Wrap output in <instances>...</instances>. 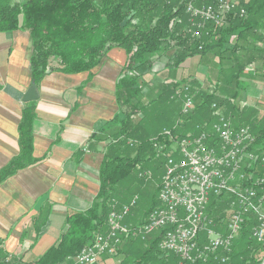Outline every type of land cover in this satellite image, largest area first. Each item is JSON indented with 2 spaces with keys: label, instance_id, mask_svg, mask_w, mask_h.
Wrapping results in <instances>:
<instances>
[{
  "label": "trees",
  "instance_id": "16d2710c",
  "mask_svg": "<svg viewBox=\"0 0 264 264\" xmlns=\"http://www.w3.org/2000/svg\"><path fill=\"white\" fill-rule=\"evenodd\" d=\"M186 1L24 0L16 3L15 0H0V33L22 30L32 37L33 84L40 85L50 72L70 75L87 72L90 73L88 81H91L93 69L101 65L112 50L122 48L127 52V63L115 89L119 112L91 137V141L105 144L96 199L89 210L68 214L63 233L43 255H9L4 249L0 253V264H70L71 259L95 242L99 233L108 231L112 199L126 204L133 196H138L140 207L146 213L156 208L159 186L151 192L146 184L153 178L138 180L137 174L150 167L155 176L160 172L162 179L164 163L156 157L153 145L155 140L163 139V130L173 131L181 120L182 106L173 99L175 86L169 84L159 87L156 97L145 103L142 79L147 73L155 79L159 72L167 70L174 78L196 56L206 59L201 65L207 68L209 82L216 78V90L204 92L196 79L186 82L191 85L195 103L196 99L201 103L186 126L193 129L199 122H211L214 119L212 104L218 101L236 128L243 123L252 127L256 145L264 149V123L255 109L237 105L241 93L248 89L243 80L245 72L255 68L258 55L264 54V46L257 44L262 41L257 36L258 31L264 30V0H251L246 7L247 18L237 15L227 26L210 28L202 40L193 39L185 31L188 21L184 10ZM180 19L183 21L177 25ZM201 44L203 50L199 49ZM226 53H230L229 58L235 61L234 67L229 69L223 68ZM166 57L167 64L156 71L158 60ZM233 84L235 87L231 89ZM35 110L34 103H28L23 112L19 130L21 154L0 171V186L38 162L33 152ZM138 113L142 118L136 124L133 118ZM174 115L177 117L173 121ZM129 141L135 142V146L131 147ZM87 150L88 147L82 149L84 153ZM224 207L220 199L214 198L211 214H219ZM132 220L133 217L128 219ZM244 233L235 243L229 264L262 263V247L252 241L249 228ZM120 255L123 260L118 264L179 262L175 256L169 260L161 256L158 237L147 243L132 240ZM186 264L223 263L210 260Z\"/></svg>",
  "mask_w": 264,
  "mask_h": 264
},
{
  "label": "built area",
  "instance_id": "2783aa9c",
  "mask_svg": "<svg viewBox=\"0 0 264 264\" xmlns=\"http://www.w3.org/2000/svg\"><path fill=\"white\" fill-rule=\"evenodd\" d=\"M183 3V1H182ZM251 0H187L185 31L202 40L208 29L227 26L237 15L249 16ZM183 20H179L177 25ZM264 43V30L258 31ZM204 45L201 44L200 50ZM175 86L173 99L181 104V120L155 140L156 157L163 164L158 205L141 222L134 216L139 197L126 204L112 199L108 231L99 233L92 245L71 259L76 264H99L103 257H114L132 240L149 242L158 237V251L165 259L173 256L178 264L210 260L229 264L235 243L249 228L250 238L261 246L264 264V149L256 145V134L249 124L236 128L224 107L213 102V120L188 129L186 122L196 111L189 83L167 80ZM179 134H176L175 132ZM131 147L135 142L129 141ZM152 170H142L139 178L151 179ZM225 207L211 214L212 201ZM203 237V239H202ZM4 246L0 244V253Z\"/></svg>",
  "mask_w": 264,
  "mask_h": 264
},
{
  "label": "crops",
  "instance_id": "0c3cea01",
  "mask_svg": "<svg viewBox=\"0 0 264 264\" xmlns=\"http://www.w3.org/2000/svg\"><path fill=\"white\" fill-rule=\"evenodd\" d=\"M24 0H15L16 3ZM32 37L0 33V171L20 156V123L33 85ZM127 52L112 50L90 73L50 72L34 102V158L0 186V241L9 255L40 257L55 245L69 213L89 210L100 190L105 144L91 141L118 112L116 83ZM88 147L84 153L83 148Z\"/></svg>",
  "mask_w": 264,
  "mask_h": 264
},
{
  "label": "rangeland",
  "instance_id": "374dc122",
  "mask_svg": "<svg viewBox=\"0 0 264 264\" xmlns=\"http://www.w3.org/2000/svg\"><path fill=\"white\" fill-rule=\"evenodd\" d=\"M259 36V33L257 34ZM262 43V44H259ZM250 44H252L250 42ZM260 46H264V43L262 41H259L257 43ZM243 54V52H242ZM231 56L230 53L225 54V59L223 63V68L229 69L231 67H234L235 61L232 58H229ZM258 60L256 63V67L251 69L249 68L245 73L246 75L243 76V80L246 81L248 84V89L243 91L240 95L239 101H237V105L239 107H246V108H253L256 110L257 115L261 119L262 123H264V54H259L258 55ZM206 60V59H203ZM201 57L196 56L194 59H192L186 66V69H181L176 73V76L172 78V76L169 75V71L165 72H159L158 76L154 79L153 75L150 73H147L144 75V78L142 79L143 84H144V94H143V100L145 103H150L152 99L156 97V92L158 91L157 89L161 87L163 84L165 85L167 80H178L180 83H186L190 82L193 79L198 80L200 83L201 87L200 89L203 90L204 92L206 91H215V85L214 82L217 81L215 77H213V81L209 82L208 80V74H207V68L205 66L201 65V62H204ZM156 67V71L160 70L163 66L167 64V57L162 58ZM216 62V61H215ZM214 66V65H212ZM213 71H215L213 69ZM212 74V72H210ZM216 74V72H215ZM213 75V74H212ZM217 75V74H216ZM183 81V82H182ZM146 83V84H145ZM173 86V85H172ZM235 85H231L230 88H234ZM218 103V101H216ZM195 104H201L199 103L198 99H196ZM181 105V104H179ZM177 115L172 117V120L174 121ZM142 114L138 113L133 120L135 121L136 124L141 121ZM154 167V166H153ZM151 170L150 167H147ZM138 180L139 174H137ZM152 180H150L149 183H147V187L151 192H155L158 186L161 184V178H160V172L156 173V176L153 173ZM145 185V187H146ZM159 196V195H158ZM136 197V196H133ZM132 197V198H133ZM129 199L128 202L130 200ZM140 200V199H139ZM152 211V210H151ZM150 212V211H149ZM148 212V213H149ZM144 210L143 207H140V204L138 202V206L136 207L134 211V220H132L134 223L141 222L142 218L144 217V214H148ZM123 260L122 255H117L112 258L110 257H103L100 259L99 264H118ZM72 262L70 264H76L75 261L71 260Z\"/></svg>",
  "mask_w": 264,
  "mask_h": 264
},
{
  "label": "water",
  "instance_id": "95a60500",
  "mask_svg": "<svg viewBox=\"0 0 264 264\" xmlns=\"http://www.w3.org/2000/svg\"><path fill=\"white\" fill-rule=\"evenodd\" d=\"M41 97V94L39 93V88L36 84H33L25 93V96L23 98L24 103H34L37 100H39Z\"/></svg>",
  "mask_w": 264,
  "mask_h": 264
}]
</instances>
